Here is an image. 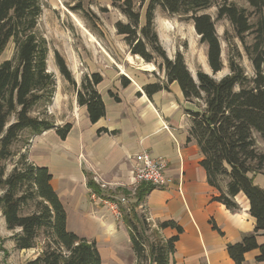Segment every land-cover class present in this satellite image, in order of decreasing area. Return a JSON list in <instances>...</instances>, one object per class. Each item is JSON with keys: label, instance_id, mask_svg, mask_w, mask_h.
Masks as SVG:
<instances>
[{"label": "trees", "instance_id": "trees-1", "mask_svg": "<svg viewBox=\"0 0 264 264\" xmlns=\"http://www.w3.org/2000/svg\"><path fill=\"white\" fill-rule=\"evenodd\" d=\"M110 2L127 18L126 22L117 20L114 27L123 37L130 55H137L164 72L165 81L142 87L145 94L151 96L168 90L169 84L176 82L185 100L194 104L195 109L185 110L190 118L187 141L195 140L203 156L200 165L205 170L207 183L219 192L212 200L230 211L239 210L234 199L239 193L249 202L254 229L240 241L226 245L229 257L234 264H243L245 253L257 249L255 261L264 262V243L257 241L264 233V189L249 176L250 173L264 175V152L257 149L255 138L257 135L264 140V0H246L251 10L238 5L236 0H148L143 23L133 0ZM156 6L192 22L199 43L206 46V59L213 74L223 68L215 21L226 19L232 27V37L239 40L251 63L253 75L246 74L239 62L241 52L225 30L229 72L217 80L198 69L196 79L193 78L183 54L177 51L169 58L160 44L154 21ZM211 6L216 8L214 19L202 12ZM75 8H81L80 1ZM41 12L40 0H0V54L10 41L15 50L13 58L0 63V210L6 228L19 229L12 236L17 249H31L40 235L44 238L40 253L21 264H102L95 241L67 229L66 212L50 184L52 175L48 168L35 165L25 151L35 134L53 129L64 139L71 129V123L55 125L47 116L55 79L47 71L46 41L36 32ZM55 63L62 77L75 88L77 103L86 107L90 122L103 117L105 106L96 89L102 75L85 74L76 88L71 71L58 53ZM120 83L126 87L130 80L121 75ZM109 94L119 100L111 91ZM39 107L41 110L36 111ZM24 132L27 135L20 149H15ZM15 156L13 168L5 173L6 162ZM87 186L92 193L103 196L102 189L90 176H87ZM152 188L155 187L140 183L132 195L134 202L119 206L128 226L136 264L143 261L168 264L178 234L182 232L173 220L159 222L157 229H151L146 217L138 213L136 207ZM28 206L31 210L24 213ZM166 227L174 228L177 234L161 238L158 230ZM212 227L217 229L215 224Z\"/></svg>", "mask_w": 264, "mask_h": 264}, {"label": "crops", "instance_id": "crops-1", "mask_svg": "<svg viewBox=\"0 0 264 264\" xmlns=\"http://www.w3.org/2000/svg\"><path fill=\"white\" fill-rule=\"evenodd\" d=\"M154 21L160 44L167 56L172 58L176 46L175 50L169 48V36L166 35L170 30L169 25L163 20ZM190 27L195 32L192 23ZM196 38L199 41L197 34ZM202 46V55L196 62L210 75L206 46ZM118 57L120 59L121 56ZM132 58V62L129 56L124 62H115L120 72L110 67V72L106 73L95 63H90L91 72L102 75V81L96 89L105 106V115L95 123L90 122L86 107L78 105L75 90L70 92V109L55 116V96L47 109L49 118L55 125L69 122L71 129L64 139L53 129L33 135L27 151L29 160L35 165L46 166L50 171V184L66 212V226L70 221L67 212L70 210L67 207L72 208L78 217L88 218L91 225L92 219L95 225L102 228L103 238L92 233L81 237L95 241L102 264H106L107 257L111 264H124L119 258L121 254L115 234L119 230L125 232L131 248L128 226L122 214L121 217H115L107 202L115 195L112 191L133 195L140 187V184L132 183L137 153L147 151L153 157L164 159L167 163L164 171L166 184L152 188L136 210L146 217L151 229H157L158 223L166 220H173L182 228L168 264H234L226 245L240 241L243 235L253 231L255 220L249 213V202L244 194L239 193L234 198L239 210L230 211L222 203L212 200V196L219 192L207 183L205 170L200 165L203 156L195 140L187 141L190 118L185 110L195 109L194 104L185 100L176 82L170 83L168 90L147 96L142 87L148 83L165 81L164 72L155 73L153 63L152 70L141 66L145 62L137 55ZM135 61L140 62V66H134ZM185 63L196 79L198 69L193 70L190 64ZM77 69L72 60L71 73ZM121 69L130 71L134 77L128 76ZM121 75L130 80L126 87L121 86ZM109 91L119 100L116 101ZM60 103L64 105L63 100ZM33 145L36 146L35 159L31 155ZM69 147L68 168L66 152ZM87 176L100 186L104 197L91 192L87 186ZM249 176L264 189L263 174L250 173ZM222 189L226 190L225 183ZM158 233L166 239L176 235L177 231L166 227L158 230ZM257 241L264 243V233L257 237ZM105 249L108 251L105 252L108 253L106 258L103 252ZM257 255V249L245 253L243 264H264L255 261ZM133 262L132 258L130 264Z\"/></svg>", "mask_w": 264, "mask_h": 264}, {"label": "rangeland", "instance_id": "rangeland-1", "mask_svg": "<svg viewBox=\"0 0 264 264\" xmlns=\"http://www.w3.org/2000/svg\"><path fill=\"white\" fill-rule=\"evenodd\" d=\"M80 1L81 8H75L76 4ZM148 0H133L135 9L141 15V22L144 21V10ZM238 5L251 10L246 0H236ZM42 12L37 20L36 32L46 41L47 47V71L52 73L55 79V92L56 107L55 116L62 114V111L66 113V110L70 109V92L75 88L70 85L60 74L57 65L55 63V54L58 53L64 59L68 69L70 70V63L75 61L78 69L72 75L76 82V88L80 87L81 79L85 74H90V63L93 62L99 68L106 73L110 72V67L114 68L117 72L119 68L115 62L124 60L130 55L128 47L121 35H118L115 31V22L121 20L127 21V18L119 12V10L111 5L110 0H40ZM202 12L209 13L214 19L216 16V8L211 6L202 10ZM155 20H163L169 26V31L166 33L168 41L172 50L176 52H182L185 58V62L193 67V70L201 69V64H197L198 57L202 55L203 46L196 38L195 32H192L191 21L181 20L182 18L177 15H170L160 6H156L154 11ZM216 31L219 35L221 45V58L223 62V68L219 72L213 74L211 70L209 73L212 77L218 79L229 72L228 69V45L224 40V31L227 30V37L233 38V30L229 22L226 19L215 21ZM247 41L250 37L246 38ZM232 42L238 47L241 52L240 64L244 68L248 76L253 75V69L250 61L245 55L242 45L236 38L232 39ZM14 44L10 41L0 54V63L6 59L14 57ZM118 56H121L120 59ZM139 57V56H138ZM159 62L160 59H157ZM134 66H140V62H133ZM155 73L162 74V71L155 67ZM126 72L128 76L134 77L130 74V71ZM195 71H193L194 74ZM195 75V74H194ZM64 101V105L60 101ZM49 105L47 106L48 109ZM39 107L36 111H40ZM36 111L33 112L35 115ZM47 116L49 117L48 113ZM27 135L24 132L21 135L20 141H18L14 148L20 149L22 140ZM257 149L264 152V140L255 135ZM32 137L30 139L31 145ZM30 145L26 147L25 151H28ZM36 146L33 145L31 155L33 159ZM66 159L68 168L70 166V147L67 148ZM24 150V149H23ZM17 159V156L6 162V171L8 173ZM115 195L109 201H113L116 204L126 207L132 201V195H125L121 191H112ZM2 190L0 189V195ZM124 199L123 201L121 199ZM67 211L70 216V221L67 226L69 231H72L80 236L99 234L102 238V228L95 225L91 219L92 225L89 223L88 218L78 217L72 208L67 207ZM31 207H26L23 212H29ZM71 213V215H70ZM17 230H8L4 223V219L0 210V264H21L27 260L32 259L40 253L44 244L43 236H39L36 239L35 247L26 249V251H20L17 249L13 242L12 236ZM117 237V245L119 246L120 254L119 258L122 259L124 264H130L133 258V264H136L134 254L127 242L125 232L119 230L115 234ZM103 249V248H102ZM101 249V250H102ZM105 258L108 256L107 249L103 250ZM107 257L106 264H111ZM140 264H148L147 261H143Z\"/></svg>", "mask_w": 264, "mask_h": 264}, {"label": "built area", "instance_id": "built-area-1", "mask_svg": "<svg viewBox=\"0 0 264 264\" xmlns=\"http://www.w3.org/2000/svg\"><path fill=\"white\" fill-rule=\"evenodd\" d=\"M136 164L133 169L132 183L139 185L140 183H148L155 188L163 187L167 178L165 176L166 161L161 158H156L150 155L147 151H141L135 155ZM124 200L123 198L121 199ZM109 209L115 217H121L119 204L115 202H107Z\"/></svg>", "mask_w": 264, "mask_h": 264}, {"label": "bare ground", "instance_id": "bare-ground-1", "mask_svg": "<svg viewBox=\"0 0 264 264\" xmlns=\"http://www.w3.org/2000/svg\"><path fill=\"white\" fill-rule=\"evenodd\" d=\"M129 59L130 61L132 62L133 61V58H132V55H129ZM140 61V60H139ZM142 61V60H141ZM141 64V63H140ZM141 66L147 68L148 70H152L153 69V65L151 63H142ZM136 68V67H135Z\"/></svg>", "mask_w": 264, "mask_h": 264}]
</instances>
